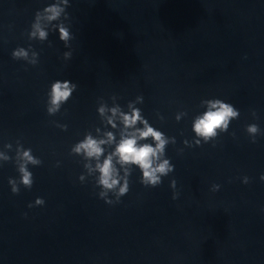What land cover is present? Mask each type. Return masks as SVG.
Segmentation results:
<instances>
[{
  "label": "water",
  "instance_id": "water-1",
  "mask_svg": "<svg viewBox=\"0 0 264 264\" xmlns=\"http://www.w3.org/2000/svg\"><path fill=\"white\" fill-rule=\"evenodd\" d=\"M55 2L0 0V264H264V0H69L50 22L43 8ZM38 10L43 41L30 35ZM60 22L74 37L67 47ZM18 47L38 63L13 59ZM56 80L77 89L49 113ZM217 98L240 116L204 143L192 125ZM112 108L140 109L165 133L174 171L145 186L138 166L114 156L129 192L108 204L96 165L143 128L125 130L119 113L113 128ZM108 132L99 160L72 151ZM28 149L41 164L26 165L34 183L13 194ZM37 198L44 205L28 207Z\"/></svg>",
  "mask_w": 264,
  "mask_h": 264
},
{
  "label": "clouds",
  "instance_id": "clouds-1",
  "mask_svg": "<svg viewBox=\"0 0 264 264\" xmlns=\"http://www.w3.org/2000/svg\"><path fill=\"white\" fill-rule=\"evenodd\" d=\"M61 5H69V0H57L55 3H51L43 11L47 13L46 19L48 21H58L61 14L65 12V8ZM41 10L35 13V22L31 25L32 31L30 33L31 37H38L40 40H46L48 37V32L44 30L41 26ZM55 27L59 30V39L64 42L67 47L68 42L74 37L70 34L69 29L62 23H58ZM71 52H65L63 57L65 60L71 58ZM13 59H24L29 64L36 65L38 63V53L32 52V59H29V52L23 47H18L12 52ZM77 89V85L69 80H56L50 86L49 96V113L57 112L62 104H65L71 97L73 92ZM137 99H142V97H137ZM207 111L202 115L197 116L193 122L192 130L196 137L202 138L204 143H208L213 138L217 137L218 130L222 132H227L230 122L234 119H238L240 112L232 104L227 103L219 98L206 101ZM100 113L105 112V108L101 107L99 109ZM112 116L108 118V123L112 125L113 128L116 125L113 123V119L116 117L117 113L120 114V119L122 120L125 130L132 128L138 122L143 124V128H136L133 132L128 135H122L119 143L115 147V151L109 154L102 163L96 165V169L99 172V178L97 184L102 190L98 193L99 197L103 199L108 204H114L120 202L121 197L129 192V179L128 174H130L129 169H125L126 175L124 177L119 176L117 167L113 164V157H118V163L120 166L125 165H136L139 167L142 176L140 177V182L145 186L157 187L162 183V177L167 176L169 173L174 171V165L170 162L168 158H165L166 145L169 143L168 138L165 133L151 126L147 119L142 115L140 109H133L130 114L120 112L119 108L111 109ZM253 112V116H255ZM179 119V117H177ZM246 131L249 135L253 137L252 142H255V137L259 134L260 129L257 124H249L246 127ZM107 140H97L91 135L86 136L82 141L75 144L72 148L74 153H83L88 158H95L99 160L100 156L103 154L104 149L101 145L105 143H111L114 140L113 134L108 132ZM151 137L155 141V146L151 143L138 144V140H146ZM174 143V139H173ZM197 145H200L201 140L197 139L195 141ZM21 158L24 161L19 166L20 179L19 181L9 178L8 183L11 186V191L13 194H18L20 191V186L27 189H31L34 179L33 174L26 167L28 163L33 165H40L41 161L35 158L31 154V149L24 150L21 153ZM83 177H81V180ZM261 180H264V175H261ZM122 181V182H121ZM244 183H248V177H244ZM170 186L175 190L176 181L173 179ZM214 189L219 190L220 185L214 184ZM115 196V200L109 199V193ZM179 193L173 192V199L178 198ZM45 201L42 198H37L33 204H29L28 207L43 206Z\"/></svg>",
  "mask_w": 264,
  "mask_h": 264
}]
</instances>
